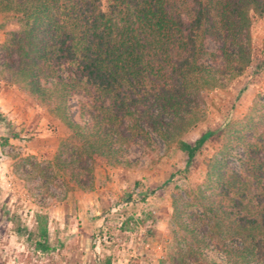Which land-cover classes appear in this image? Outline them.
Wrapping results in <instances>:
<instances>
[{"label":"trees","instance_id":"16d2710c","mask_svg":"<svg viewBox=\"0 0 264 264\" xmlns=\"http://www.w3.org/2000/svg\"><path fill=\"white\" fill-rule=\"evenodd\" d=\"M251 14L264 15V0H0V16L20 26L0 47V74L53 104L70 131L53 160L23 159L24 177H39L42 186L89 188L102 160L124 164L128 146L148 144L152 134L186 155L188 171L203 145L215 134L225 138L230 124L181 139L202 119L200 91L221 87L246 68L264 70V51L253 65L247 45ZM209 25L222 35L219 53L206 50ZM74 95L82 98L80 121L67 108ZM0 121L7 119L0 114ZM233 125L232 139L244 144V175L218 183L215 197L199 187L192 196L197 210L176 212L172 233L189 238L188 249L179 245L178 264L197 262L206 237L221 243L234 263L264 264V94ZM18 137L11 129L0 144ZM14 231L25 232L20 225ZM27 233L37 250L52 249L45 229L38 240Z\"/></svg>","mask_w":264,"mask_h":264},{"label":"rangeland","instance_id":"374dc122","mask_svg":"<svg viewBox=\"0 0 264 264\" xmlns=\"http://www.w3.org/2000/svg\"><path fill=\"white\" fill-rule=\"evenodd\" d=\"M19 28L15 19L0 16V47ZM208 29L206 50L219 53L222 35L210 25ZM247 38L255 65L257 55L264 51V15L251 14ZM207 61L211 63L210 56ZM6 77L0 74V114L12 126L0 121V138L11 129L19 137L0 144V264H178L179 245L188 249L184 243L189 238L173 235L176 212L197 210L192 196L199 187L215 197L218 183L232 174L244 175V144L232 139L238 129L233 123L242 120L264 94V70L255 74L253 68L223 80L221 87L200 91L197 104L202 119L181 139L194 141L227 122L231 126L227 125L225 138L215 134L203 145L188 171L186 155L152 134L148 144L140 141L128 146L120 158L124 164L102 160L89 188L71 184L69 189L60 182L42 186L39 177H24L23 159L32 157L40 164L53 160L70 131L53 104L42 102ZM81 99L74 95L67 100L76 121H80ZM25 169L35 173L30 164ZM135 181L142 186L135 187ZM152 190L154 194L148 196ZM128 195L136 201L127 202ZM17 225L25 232L16 233ZM42 229L52 248L48 252L37 250L28 238L27 231H31L33 239H41ZM206 241L199 260L186 264H237L221 243L209 242L207 237ZM225 241L231 243L228 238ZM240 244L237 240L233 246Z\"/></svg>","mask_w":264,"mask_h":264}]
</instances>
